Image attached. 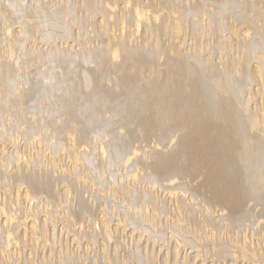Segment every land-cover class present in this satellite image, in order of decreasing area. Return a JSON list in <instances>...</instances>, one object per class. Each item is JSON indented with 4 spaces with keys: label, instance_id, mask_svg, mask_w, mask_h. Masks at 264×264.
<instances>
[{
    "label": "bare ground",
    "instance_id": "bare-ground-1",
    "mask_svg": "<svg viewBox=\"0 0 264 264\" xmlns=\"http://www.w3.org/2000/svg\"><path fill=\"white\" fill-rule=\"evenodd\" d=\"M0 264H264V0H0Z\"/></svg>",
    "mask_w": 264,
    "mask_h": 264
}]
</instances>
